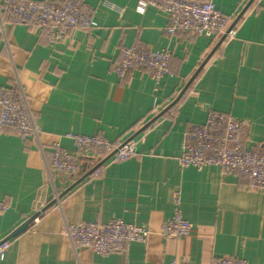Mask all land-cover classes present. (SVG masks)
<instances>
[{"label": "crops", "instance_id": "crops-1", "mask_svg": "<svg viewBox=\"0 0 264 264\" xmlns=\"http://www.w3.org/2000/svg\"><path fill=\"white\" fill-rule=\"evenodd\" d=\"M139 1L83 0L96 9L93 28L71 30L60 44L27 25L0 35V87L23 93L40 129L38 140L24 141L14 129L0 128V197L9 205L0 216V245L9 243L0 264H211L221 257L264 264V192L216 166L179 165L187 128L204 124L210 112L247 122V147L263 148L264 0L253 2L236 37L220 46L180 101L139 134L145 140L132 157L106 163L100 175L73 188L76 181L47 171L42 150L54 143L73 150L69 134L132 139L176 100L218 43L168 35L167 14L152 5L141 10ZM250 1L214 3L231 26ZM137 42L156 53L171 51L170 73L159 85L141 69L123 80L111 72L121 49ZM99 164L82 162L79 179ZM176 193L193 234L166 239L161 228L176 211ZM51 197L56 202L35 217ZM112 219L145 227L148 241L103 257L75 251L65 234L67 224Z\"/></svg>", "mask_w": 264, "mask_h": 264}, {"label": "built area", "instance_id": "built-area-1", "mask_svg": "<svg viewBox=\"0 0 264 264\" xmlns=\"http://www.w3.org/2000/svg\"><path fill=\"white\" fill-rule=\"evenodd\" d=\"M148 5L167 14L168 25L165 31L172 37L181 34L191 38L203 36L217 43L226 35L222 45L236 37V26L228 32L230 19L216 8L214 0L139 1L141 10H145ZM95 13L96 9L84 4L83 0H7L0 11V35L5 37L8 26L27 25L44 32L51 43L60 44L67 40L71 30H91ZM171 57L170 50L156 53L137 42L132 47L121 49L118 60L111 66V72L123 80L133 69H141L159 85L170 73ZM2 127L14 129L24 141L39 139L40 129L26 97L11 87H0ZM247 128V122L232 115L210 112L204 124L189 125L187 128L179 165L200 171L216 166L223 174L234 175L252 189L264 192V145L260 150L248 148L244 140ZM68 137L73 141V150L54 143L42 152L48 173H61L70 178L71 182L79 179L82 162L99 164L106 159V163L124 161L132 157L137 146L145 140L142 135L114 143L104 140L100 135L69 134ZM104 165L96 169L94 174L100 175ZM174 200L176 211L162 225L161 235L166 239L190 237L193 226L182 214L180 193H176ZM8 209L7 201L0 197V216ZM65 234L75 251H89L106 257L123 253L131 243H146L151 233L145 227L112 219L105 224H67ZM8 247V242L0 245L1 258ZM168 264L178 263L173 261ZM211 264L250 263L237 257H221L214 259Z\"/></svg>", "mask_w": 264, "mask_h": 264}, {"label": "water", "instance_id": "water-1", "mask_svg": "<svg viewBox=\"0 0 264 264\" xmlns=\"http://www.w3.org/2000/svg\"><path fill=\"white\" fill-rule=\"evenodd\" d=\"M255 0H251L247 6L243 9V11L238 15L237 19L234 21V23L230 26V28L228 29V32L236 26V24L241 20V18L243 17V15L247 12V10L250 8V6L253 4ZM226 35H223L221 37V39L218 41V43L215 45L214 49L211 51V53L209 54V56L206 58V60L204 61V63H202V65L199 67V69L196 71V73L193 75V77L190 79V81L187 83V85L184 87V89L181 91L180 95L176 98V100L169 105L163 112H161L156 118H154L153 120L150 121V123H148L146 126H144L141 131H139V133H137L133 138H135L137 135H139L140 133H142V131L146 130L155 120H157L158 118H160L163 114H165L166 112H168L171 108H173L182 98V96L187 92V90L189 89V87L191 86V84L195 81V79L198 77V75L200 74V72L203 70V68L205 67V65L208 63V61L212 58V56L217 52V50L220 48V46L222 45L224 39H225ZM108 161V159L102 161L98 166H96L95 168L91 169V171L85 175L83 178L77 180L74 185L72 186L75 187L78 184H80L87 176H89L90 174L94 173V171L96 169H98L99 167H101L102 165H104L106 162ZM65 193H63L61 195L64 196ZM56 202V200L51 197L49 198L48 201V205L46 207H44V209H42V211H40V213L35 216L38 217L40 214H42L43 212H45L47 209H49L54 203ZM28 224L26 223L24 224L22 227H20L13 235L14 236H18L19 234H21L22 232H24L27 228H28Z\"/></svg>", "mask_w": 264, "mask_h": 264}]
</instances>
